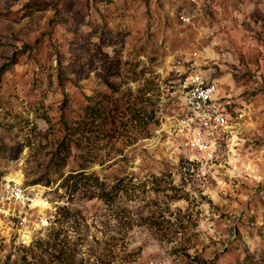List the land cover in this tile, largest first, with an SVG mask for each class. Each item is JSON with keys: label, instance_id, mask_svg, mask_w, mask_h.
Here are the masks:
<instances>
[{"label": "rangeland", "instance_id": "374dc122", "mask_svg": "<svg viewBox=\"0 0 264 264\" xmlns=\"http://www.w3.org/2000/svg\"><path fill=\"white\" fill-rule=\"evenodd\" d=\"M188 53L231 115L203 156L170 131ZM89 95L154 114L147 136L94 131L73 178L53 154ZM7 178L48 206L22 224L0 208V264H264V0H0V193Z\"/></svg>", "mask_w": 264, "mask_h": 264}, {"label": "built area", "instance_id": "2783aa9c", "mask_svg": "<svg viewBox=\"0 0 264 264\" xmlns=\"http://www.w3.org/2000/svg\"><path fill=\"white\" fill-rule=\"evenodd\" d=\"M180 18L184 23L189 22L186 15ZM204 65L197 53L180 55L174 59L172 73L178 82L176 91L180 94L182 108L170 123V131L182 138V146L202 156L212 152V148L232 128L231 115L219 96V86L206 73ZM34 200L33 194L22 182L13 178L5 180L0 193V208L9 218L19 216L22 224Z\"/></svg>", "mask_w": 264, "mask_h": 264}, {"label": "trees", "instance_id": "16d2710c", "mask_svg": "<svg viewBox=\"0 0 264 264\" xmlns=\"http://www.w3.org/2000/svg\"><path fill=\"white\" fill-rule=\"evenodd\" d=\"M2 70L3 74L7 73L9 66H3ZM104 100L99 99L97 102H94L92 96H86L87 104L83 113L78 115L73 122H62V134L59 144L54 151L53 158L56 165H65L69 158H75L78 166L74 170H71L72 173L70 175L72 176L70 177L75 178L84 175L90 163L96 161V155L92 154L91 151L95 147L94 131L105 133L106 130L110 129V132H120L121 128V131H129L133 127H138L145 132L146 136L149 133V126L154 114V109L148 108V104L153 106L149 98L139 100L140 104L120 105H109ZM154 105H156V102H154ZM108 125L111 128H108ZM94 127L98 130H94ZM73 151H77V154H74V156Z\"/></svg>", "mask_w": 264, "mask_h": 264}, {"label": "bare ground", "instance_id": "6f19581e", "mask_svg": "<svg viewBox=\"0 0 264 264\" xmlns=\"http://www.w3.org/2000/svg\"><path fill=\"white\" fill-rule=\"evenodd\" d=\"M18 178H20V177L18 176ZM34 201H35V204L41 208H46L48 206V204L46 202L40 200V198H35Z\"/></svg>", "mask_w": 264, "mask_h": 264}]
</instances>
